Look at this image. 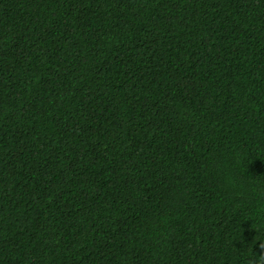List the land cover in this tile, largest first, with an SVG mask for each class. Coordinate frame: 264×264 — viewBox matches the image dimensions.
Returning <instances> with one entry per match:
<instances>
[{
  "label": "trees",
  "instance_id": "trees-1",
  "mask_svg": "<svg viewBox=\"0 0 264 264\" xmlns=\"http://www.w3.org/2000/svg\"><path fill=\"white\" fill-rule=\"evenodd\" d=\"M264 0H0V264H253Z\"/></svg>",
  "mask_w": 264,
  "mask_h": 264
},
{
  "label": "clouds",
  "instance_id": "clouds-1",
  "mask_svg": "<svg viewBox=\"0 0 264 264\" xmlns=\"http://www.w3.org/2000/svg\"><path fill=\"white\" fill-rule=\"evenodd\" d=\"M260 248L264 250V245H260ZM257 257L253 264H264V252L257 254Z\"/></svg>",
  "mask_w": 264,
  "mask_h": 264
}]
</instances>
